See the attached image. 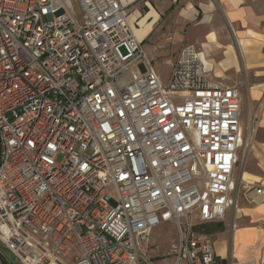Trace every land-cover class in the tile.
<instances>
[{
	"label": "built area",
	"instance_id": "1",
	"mask_svg": "<svg viewBox=\"0 0 264 264\" xmlns=\"http://www.w3.org/2000/svg\"><path fill=\"white\" fill-rule=\"evenodd\" d=\"M126 1L0 0V243L20 264H151L164 224L174 264H213L195 227L239 188L264 203V186L235 179L238 90L211 82L192 45L163 84Z\"/></svg>",
	"mask_w": 264,
	"mask_h": 264
},
{
	"label": "crops",
	"instance_id": "2",
	"mask_svg": "<svg viewBox=\"0 0 264 264\" xmlns=\"http://www.w3.org/2000/svg\"><path fill=\"white\" fill-rule=\"evenodd\" d=\"M129 1L131 4L128 9H131L136 0L126 3ZM154 1L145 0L142 12L134 9L129 13L127 9L129 24L143 45L148 40L156 42L160 34V43L171 46L176 59L184 46H194L203 54L210 81L224 87H234L240 96L241 91L236 85L218 79L227 78L228 73H264V0H160L159 3L155 1V8L151 5ZM152 13L156 14V19ZM168 36L172 41L167 39ZM259 80L262 81L253 83L251 90L264 89V78ZM262 148L255 146L252 150L259 161L257 166L264 169ZM241 180L247 184L264 186V181L254 182L243 177ZM168 227L174 228L172 224H164L150 234L147 256L151 264H162V261L152 262V259L164 257L149 253L154 231ZM195 228H200L212 238L215 251L213 264H264V203H250L242 190L239 191L236 206L230 207L222 220ZM176 242L175 231L173 245ZM168 254L174 256L173 249L169 248L165 255ZM174 262L175 257L172 264ZM0 264H7L1 254ZM179 264L187 263L181 261Z\"/></svg>",
	"mask_w": 264,
	"mask_h": 264
},
{
	"label": "rangeland",
	"instance_id": "3",
	"mask_svg": "<svg viewBox=\"0 0 264 264\" xmlns=\"http://www.w3.org/2000/svg\"><path fill=\"white\" fill-rule=\"evenodd\" d=\"M144 1L145 0H136L134 6L129 10V13L133 12V10H138L142 12L144 10ZM156 3H159L160 0H155ZM155 1L151 3V5L155 8ZM71 10L74 14L75 19L80 22V14L77 5L72 1L71 2ZM163 13V11H162ZM154 18L156 19V14L152 13ZM163 23V21H162ZM159 38L156 42L152 43L151 40H148L147 43L144 44V48L148 53V57L151 59L154 64V69L160 78V81L165 84L168 80L171 65L174 63L176 59V53L171 50V46H166L160 43L162 39L159 34ZM152 39V38H151ZM152 44V47H151ZM175 47V46H172ZM257 75V77H255ZM263 77H262V76ZM264 78V73H260L257 71L255 74L250 72L240 73L238 75H233L228 73L227 78L221 77L218 81H223L228 83L229 85H236L241 91V111H242V122L247 130L245 131V141H251L249 147H246V156H245V165L244 168L241 169V166H237V170L235 173V179L238 181L241 178L252 180L254 182H263L264 181V169L259 168L257 166L258 160L254 157V151L252 147L258 146L260 148H264V89L262 91L251 90L250 87L253 83L261 82ZM242 81V82H241ZM264 88V86H263ZM261 145V146H260ZM262 148V149H263ZM240 175V178H239ZM244 183V182H243ZM239 191L242 189L239 188ZM175 242V230L172 227H168L163 230V228H159L154 231V236L150 241V255L158 254L163 255L164 257L153 258L154 261H162V264H172L175 256L172 254L165 255L169 248L172 249V245ZM157 250L153 252V250ZM0 254L3 256L7 264H20V261L11 254L8 250L5 249L3 244L0 243ZM183 262V261H182Z\"/></svg>",
	"mask_w": 264,
	"mask_h": 264
},
{
	"label": "bare ground",
	"instance_id": "4",
	"mask_svg": "<svg viewBox=\"0 0 264 264\" xmlns=\"http://www.w3.org/2000/svg\"><path fill=\"white\" fill-rule=\"evenodd\" d=\"M132 31H133V34H134V36H135V38L137 39V37H136V34H135V30L133 29V27H132ZM138 40V39H137ZM200 57H202L203 58V60L205 61V59H204V57H203V54L202 53H200ZM206 63V62H205ZM251 139V138H250ZM249 145H250V141L249 140H247V141H244L243 142V144H242V146L243 147H245V149H246V147L248 146L249 147ZM242 177V176H241ZM241 182L243 183V181L241 180Z\"/></svg>",
	"mask_w": 264,
	"mask_h": 264
},
{
	"label": "trees",
	"instance_id": "5",
	"mask_svg": "<svg viewBox=\"0 0 264 264\" xmlns=\"http://www.w3.org/2000/svg\"><path fill=\"white\" fill-rule=\"evenodd\" d=\"M195 229H196L197 231H200V230H199L200 228H195ZM200 232H202V231H200ZM202 233H204V232H202ZM205 234H206V233H205Z\"/></svg>",
	"mask_w": 264,
	"mask_h": 264
}]
</instances>
